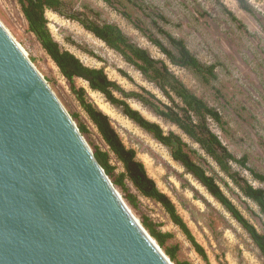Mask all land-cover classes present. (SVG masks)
Masks as SVG:
<instances>
[{
  "label": "rangeland",
  "instance_id": "obj_1",
  "mask_svg": "<svg viewBox=\"0 0 264 264\" xmlns=\"http://www.w3.org/2000/svg\"><path fill=\"white\" fill-rule=\"evenodd\" d=\"M63 1L70 12L91 10V15L99 22L118 25L154 57L163 58L156 47L104 1ZM140 1L159 7L169 19L166 28L184 39L202 62L216 65L218 78L209 85L201 83L186 69L174 66L171 69L194 93L222 112L224 130L213 123L211 126L227 148L238 158L246 155L250 167L264 175V0H247L253 13L242 10L236 0ZM229 11L238 21L232 19L227 13ZM46 16L54 39L85 65L104 68L108 77L127 91L145 88L166 102L158 89L147 82L140 72L78 22L51 11ZM0 21L26 50L29 59L70 115L76 116L77 122L86 127L85 139L106 150L102 137L80 106L69 82L29 30L18 0H0ZM75 84L86 91L90 102L109 116L123 143L136 151L137 158L144 163L150 177L175 203L208 256V262L202 259L159 204L139 196V208L130 209L140 221L147 218L158 230L172 235L167 244L177 246L179 261L189 264H264V258L245 230L171 157L166 147L111 105L102 94L91 90L86 81L77 78ZM129 103L146 118L160 124L164 131L181 135L191 150L197 152L192 154L193 158L202 163L242 213L264 233V217L255 204L240 193L196 144L175 125L155 116L136 100L131 99ZM112 160L121 170L120 164ZM242 173L254 186L264 189V182L253 179L246 171L242 170Z\"/></svg>",
  "mask_w": 264,
  "mask_h": 264
},
{
  "label": "trees",
  "instance_id": "obj_2",
  "mask_svg": "<svg viewBox=\"0 0 264 264\" xmlns=\"http://www.w3.org/2000/svg\"><path fill=\"white\" fill-rule=\"evenodd\" d=\"M102 1L120 13L158 49L163 58L154 57L149 50L134 42L118 25L99 22L91 15V10L70 12L63 0H18L29 30L67 79L80 106L97 128L107 147L103 150L87 141L94 151L96 160L130 208L134 210L139 208V196L159 204L171 222L186 236L195 251L208 262L204 247L194 237L175 203L150 177L144 163L137 158L136 151L123 143L109 116L87 99L83 88L76 86L77 78L86 81L91 90L102 94L111 105L120 109L127 118L166 147L171 157L180 163L187 173L191 174L245 230L264 258V233H261L242 213L202 163L193 158L192 154L197 152L191 150L181 135L173 131H164L160 124L146 118L129 103L131 99L136 100L149 108L155 116L175 125L216 164L245 198L255 204L264 217V189L254 186L243 175L242 170L259 182H264V175L250 167L246 155L238 158L227 148L211 126L213 123L220 130H224L225 121L222 112L194 93L171 69V66L186 69L201 83L209 85L218 78L216 65L202 62L184 39L175 36L166 28L169 19L159 7L143 4L140 0ZM236 1L242 10L253 13L247 0ZM48 11L78 22L140 72L147 82L158 89L166 102L145 88L140 91L125 90L118 82L108 77L104 68L89 67L72 52L63 49L49 29L46 16ZM227 13L233 20L238 21L232 12ZM71 116L85 136L86 127L77 122L76 116ZM112 158L120 164L121 170L113 163ZM141 224L174 264H189L178 260L177 246H168L167 240L172 237L171 234L158 230L157 226L147 218H142Z\"/></svg>",
  "mask_w": 264,
  "mask_h": 264
},
{
  "label": "water",
  "instance_id": "obj_3",
  "mask_svg": "<svg viewBox=\"0 0 264 264\" xmlns=\"http://www.w3.org/2000/svg\"><path fill=\"white\" fill-rule=\"evenodd\" d=\"M125 204L0 23V264H171Z\"/></svg>",
  "mask_w": 264,
  "mask_h": 264
},
{
  "label": "bare ground",
  "instance_id": "obj_4",
  "mask_svg": "<svg viewBox=\"0 0 264 264\" xmlns=\"http://www.w3.org/2000/svg\"><path fill=\"white\" fill-rule=\"evenodd\" d=\"M0 23L3 25V23L0 21ZM3 27L7 30V32L10 34V36L17 42L20 50L22 51V53L27 57L29 58V55L28 53L26 52V50L22 47V45H20L18 43V41L14 38V36H12V34L10 33V31L3 25ZM126 203V202H125ZM126 205V204H125ZM127 208L131 211V213L135 216V218L138 220V222L141 224V221L136 217V215L133 213V211L129 208L128 205H126ZM142 225V224H141ZM143 227V225H142ZM144 228V227H143ZM145 229V228H144ZM146 230V229H145ZM146 232L149 234V232L146 230ZM149 236L152 238V236L149 234ZM152 240L155 242V244L158 246V248L161 250V252L164 254V256L167 258V260L169 261L168 259V256L166 255V253L164 252V250L158 245V243L156 242V240H154V238H152ZM171 264H174L171 260H170Z\"/></svg>",
  "mask_w": 264,
  "mask_h": 264
}]
</instances>
